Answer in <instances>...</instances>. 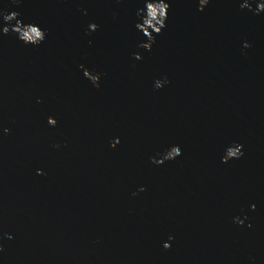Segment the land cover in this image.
<instances>
[{
	"label": "water",
	"instance_id": "1",
	"mask_svg": "<svg viewBox=\"0 0 264 264\" xmlns=\"http://www.w3.org/2000/svg\"><path fill=\"white\" fill-rule=\"evenodd\" d=\"M167 2L148 51L144 0H0L47 33H0V264H264V0Z\"/></svg>",
	"mask_w": 264,
	"mask_h": 264
},
{
	"label": "clouds",
	"instance_id": "2",
	"mask_svg": "<svg viewBox=\"0 0 264 264\" xmlns=\"http://www.w3.org/2000/svg\"><path fill=\"white\" fill-rule=\"evenodd\" d=\"M22 0H12L13 4L19 5ZM210 0H199V10L203 12L206 6L209 4ZM241 8L252 9L251 0H244L240 5ZM170 4L167 0H144V7L138 9L137 16L141 18V22L136 24V28L143 33L146 37L145 42H141L138 47L151 51L153 45L156 43V37L161 34L166 27V22L169 14ZM254 11L259 14L264 12V3H259L258 6L254 9ZM20 13L17 11H11L10 13L5 10H0V18L5 22L2 27H0V33L3 35L15 34L17 38L23 41L25 44L31 45H39L44 42L46 39L47 33L42 30L38 25L35 24H25L22 19L19 18ZM15 21V23H13ZM99 25L92 23L89 25V30L91 32H95L98 29ZM245 48L251 47V45L246 41L244 43ZM134 57L137 60L143 59V55L140 52L134 53ZM83 69L84 76L91 81V83L96 87L100 88V75L98 73L93 72L90 69L81 65ZM164 82L167 84L169 81L167 78L164 79ZM158 88V87H156ZM48 123L52 126H56L57 120L54 117L48 118ZM4 133H9L10 129L4 128ZM120 141L117 138L112 142V147L115 148ZM242 144H235V147L230 148L226 156L222 157V162H228L231 159H239L244 155ZM182 154L181 148H177L173 153L170 154L169 160H173V158L178 157ZM153 162L156 163L155 158H153ZM163 164V163H159ZM39 175H44V171L42 169L38 170ZM139 191H145L143 187L139 189ZM138 193H134L136 195ZM256 205H252V208L255 209ZM244 219H240V217L235 218V222L243 225L245 223ZM251 225H249L250 227ZM10 238V237H9ZM3 237H0L2 240ZM173 239L172 237L169 240ZM165 249L171 248V243L167 242L164 244ZM4 251V245L0 243V252Z\"/></svg>",
	"mask_w": 264,
	"mask_h": 264
}]
</instances>
